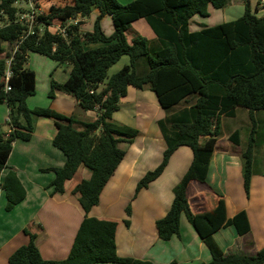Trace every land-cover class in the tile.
Instances as JSON below:
<instances>
[{
	"label": "trees",
	"instance_id": "obj_1",
	"mask_svg": "<svg viewBox=\"0 0 264 264\" xmlns=\"http://www.w3.org/2000/svg\"><path fill=\"white\" fill-rule=\"evenodd\" d=\"M26 0H0V76L5 62L11 57L5 46H15L23 35V27L15 22L16 15L24 13L15 3ZM37 1V0H34ZM64 6H51L40 20L47 26L76 18L90 16L97 9L91 32H80V23L69 26L65 37L47 29L27 37L17 45L10 64V90L5 92L0 83V104L8 109V133L0 126V172L7 168L12 143L28 141L33 132L34 117L50 118L57 133L52 140L54 148L65 157L62 168L53 169L50 187L63 193L64 183L75 175L80 166L91 172L72 190L87 213L98 204L99 196L123 157L117 148L119 138L132 139L136 131L110 122L119 110V101L128 88L148 89L164 111L158 121L165 142L161 163L138 182L136 192L147 187L160 176L169 157L180 147H187L191 163L173 188V199L166 215L155 222L158 238L168 241L178 234L179 218L184 215L194 227L207 248L208 264H264V248L254 256L241 253L224 254L215 243L212 233L224 221L221 210L193 214L189 209L186 190L190 182L204 184L210 158L220 137L221 117H233L241 108L264 112V16L255 17L248 0H242L244 13L236 21L189 33L188 24L194 16L206 17L207 7L215 10L226 7L230 0H133L119 5L116 0H62ZM110 17L112 34L106 36L100 27L104 17ZM144 19L158 40V48L149 50V42L139 35L127 42L126 31L131 23ZM63 26V25H62ZM47 57L58 64H68L70 71L65 82H51L48 97L58 90L74 97L80 110L96 111L91 122L78 124L49 109L30 110L26 99L35 93V75L25 68L26 53ZM128 65L114 75L108 70L122 57ZM195 96V102L169 115V110L184 99ZM252 118V117H251ZM237 146L238 133L230 137ZM248 144L241 153L243 187L248 194L252 159L253 129ZM6 197V211H10L25 197L24 189L13 171H8L0 183ZM225 226L232 225L239 235L249 231L244 212H240ZM116 223L95 218H84L75 234L67 257L60 261H46L35 245V236L24 230L27 244L18 247L8 258V264H151L122 259L116 254Z\"/></svg>",
	"mask_w": 264,
	"mask_h": 264
},
{
	"label": "crops",
	"instance_id": "obj_2",
	"mask_svg": "<svg viewBox=\"0 0 264 264\" xmlns=\"http://www.w3.org/2000/svg\"><path fill=\"white\" fill-rule=\"evenodd\" d=\"M128 1L133 0H127L126 4L130 3ZM248 2L251 13L257 18L262 17L258 14L264 12V2L261 3L260 0ZM225 9L226 15L236 17L228 19L225 15L223 21L218 24L212 18L215 9L208 6L206 17L194 16L189 21L188 32L199 33L236 21L244 13V4L242 0H230L226 7L218 11L223 12ZM98 15L99 11L92 9L90 16L76 18L73 22H76L75 25L80 23L79 29L82 32H91L85 31L83 25L88 18ZM52 23L55 25L58 21ZM69 23L70 21H67L62 25L67 26ZM136 25L140 27L137 28ZM125 35L128 43L139 35L149 42L150 51L158 48V40L144 19L131 23ZM5 47L9 53L14 46ZM28 53L31 52L26 53L25 68L35 75V93L26 99V107L30 110L49 109L65 117H71L78 123L76 125L78 129L79 123L93 121L96 118V111L80 110L73 96L55 90L53 97H48L51 80L55 81L54 79L50 81L46 79L40 89V95L38 94L33 60L34 63L43 66L40 71L46 72V76H50L48 73L54 67L51 64L54 61L40 55L47 60L32 56L31 64H27ZM4 56V53L1 54L0 59ZM66 68L60 81L55 82L61 84L66 81L69 66ZM2 82L3 76H0V83ZM195 100V96L184 99L181 103L185 102V105L180 106L179 103L169 110V115L191 106ZM164 115L152 91L147 88L142 90L128 88L126 96L119 101V110L112 115L110 122L134 130L136 135L130 140L119 138L117 148L124 153L122 160L102 189L98 204L87 213L80 206L78 195L72 194L71 190L81 181L90 178V170L80 166L72 179L64 183L63 193L53 192L50 187L54 179L52 170L62 168L65 157L52 145L57 133L54 121L50 118L34 117L30 139L28 141L17 139L12 143L7 168L0 172L1 183L6 173L13 171L25 192L24 199L10 211H6L5 193L0 188V264H8L9 256L18 247L27 244L28 236L24 234V230L35 236L34 242L43 260L65 259L80 223L86 217L116 223L115 247L119 258L151 264H208L211 260L210 254L184 215L179 218L178 234L168 241L159 239L155 229V222L162 219L170 209L173 188L180 182L191 163L190 150L187 147L175 150L160 176L136 192L138 182L162 161L165 142L158 121L162 120ZM254 115L258 124L264 126V112H254L253 121ZM234 116L230 120L235 119ZM250 120L241 122L244 129L246 125L247 131L252 129L251 123L254 125ZM7 122L8 109L3 103L0 104V126L6 134ZM228 130L229 133L220 130L221 135L210 158L206 182L189 183L186 190L187 202L193 214L222 211L224 221L215 229L212 237L224 254L241 253L254 256L264 248V133L257 136L254 134L260 152L258 159L253 155L254 175L250 177L246 195L241 174L243 151L239 149L242 142L241 131L235 128ZM236 132L239 143L237 146L233 142L235 139L233 141L230 139ZM240 212L245 213L249 226V231L242 235L237 233L234 226L224 225L225 221L231 220Z\"/></svg>",
	"mask_w": 264,
	"mask_h": 264
},
{
	"label": "rangeland",
	"instance_id": "obj_3",
	"mask_svg": "<svg viewBox=\"0 0 264 264\" xmlns=\"http://www.w3.org/2000/svg\"><path fill=\"white\" fill-rule=\"evenodd\" d=\"M38 1L39 2H37L36 6L38 8H40L41 10H43V12H47L49 7H51V6H64L66 4L62 0H38ZM116 1L119 5H126V2H127V0H116ZM128 2H130V1H128ZM15 6L18 8H23V9L26 8V5L21 3V2L17 3V5H15ZM213 12H215V15L213 16V14H212V16H213L212 18H213V20H215L219 24L223 21V17L226 15L227 10L225 9L223 12L218 11V10H213ZM227 16H228V19H234V17H236V16H231V15H226V17ZM258 16L259 17L264 16V12H261L260 14H258ZM95 20H96L95 16L94 17L91 16V18H88L86 20V23L83 25L85 31H92ZM2 22H4V21H2ZM2 22L0 23V26L3 24ZM100 27H101V29L105 35L109 36L112 34L113 26H112V21L109 17H105L103 20L100 21ZM135 27L139 28L140 26L136 25ZM80 32L82 33L81 29H80ZM32 56L47 60L45 57H41L40 55L31 52V53H28L27 64H31ZM50 62H52V61H50ZM128 63H129L128 58L125 56L122 57L115 65L110 67V69L108 70V76L114 75L123 66L128 65ZM45 64H47V63H45ZM45 64H44V66H45ZM51 64H53L54 67L51 70H49L48 75H50L51 76L50 77V76H46V72L45 73H44V71L41 72L40 70L42 69L43 66H41L40 64L34 63V60H33V65H34L33 67H34V69H36L37 92L39 95H40V89L43 86L42 84H44L43 82H46V79L48 81H50L51 79H54L55 81H60V77H62L64 75L63 71H66L67 70L66 67L69 66L68 64H65V63L58 64V63L54 62ZM69 71H70V66H69ZM51 81H53V80H51ZM184 105H185V102H182L180 104V106H184ZM253 114L250 115L249 111H245L244 109L238 108L235 111V116H234L235 119L230 120L231 117H221V119H220V121H221L220 128L221 129L220 130H222V132H224V133H229L228 128H233V129L235 128L238 131H241L240 138H241L242 142H240L241 144H240L239 149L244 152L246 147H247V144H248V140H249L248 137L250 135L249 133L252 132V129H253V139H254L253 155H254V157H257V159H258V154H259L258 152H260V151L258 149V146L256 145V142H255L256 139L254 138V134H256V136H257V135H261L262 133H264V126L258 124L257 117H255V115H254V121H253V118H251L253 116ZM250 118H251L252 122H254V125H252V123H251L252 129H250V131L249 130L247 131L246 125L244 126L245 127V129H244L241 122L242 121L247 122L250 120ZM247 134H248V137H247ZM246 137H247V140H246ZM252 163H253V159H252ZM253 170H254V168L252 165L251 176L254 175ZM241 174L243 176V171ZM242 186H243V184H242ZM243 191H244V187H243Z\"/></svg>",
	"mask_w": 264,
	"mask_h": 264
},
{
	"label": "built area",
	"instance_id": "obj_4",
	"mask_svg": "<svg viewBox=\"0 0 264 264\" xmlns=\"http://www.w3.org/2000/svg\"><path fill=\"white\" fill-rule=\"evenodd\" d=\"M260 2L262 3L264 2V0H260ZM23 4L26 5L25 12L17 14L15 19V22L23 27V35L20 41L18 42L19 44L27 37L33 35L35 32L34 29H37V33H36L37 35H40L44 31V29H47L52 33L60 34L61 36L65 37L66 28H68V26L70 25L74 26L76 24V22H73V20H69L70 23L67 26L64 25L62 26L60 22H58V24L55 25L51 24L47 26L43 21L40 20L42 17L45 16V14L43 10H41L36 6L37 1L26 0L25 3ZM15 5H17V3H15ZM18 43L14 46V49L11 52V57L8 58L5 62L6 67L2 75L5 92L10 90V85H9V80L11 78L10 64L14 52L17 50Z\"/></svg>",
	"mask_w": 264,
	"mask_h": 264
}]
</instances>
